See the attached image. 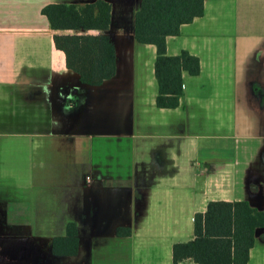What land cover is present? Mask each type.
<instances>
[{
	"label": "crops",
	"instance_id": "0c3cea01",
	"mask_svg": "<svg viewBox=\"0 0 264 264\" xmlns=\"http://www.w3.org/2000/svg\"><path fill=\"white\" fill-rule=\"evenodd\" d=\"M57 1L67 0H0V223L34 229L27 215L33 161L18 174L8 171L14 145L29 157L34 147L57 148L53 161L73 166L69 173L61 166L59 174L66 191L58 203L67 206L40 226L51 243L69 222L79 235L76 254L57 255L80 264H96L100 252L103 259L128 253L105 264H191L174 262L173 245L193 238L196 212L210 200L253 204L248 176L264 179V0H205L202 16L168 36L170 54L188 49L201 61L199 74L184 72L176 107L157 105L156 46L134 38L140 0H109V29L63 30L108 33L115 42L116 74L99 85L83 83L55 45L56 30L42 8ZM119 12L126 28L116 24ZM97 105L109 107L115 121L131 107V120L125 113L126 121L112 123L105 113L101 121ZM102 135L119 139L96 143ZM46 172L40 195L49 192ZM119 227H130L131 235H118ZM248 264H264V235Z\"/></svg>",
	"mask_w": 264,
	"mask_h": 264
},
{
	"label": "trees",
	"instance_id": "16d2710c",
	"mask_svg": "<svg viewBox=\"0 0 264 264\" xmlns=\"http://www.w3.org/2000/svg\"><path fill=\"white\" fill-rule=\"evenodd\" d=\"M205 11V0H142L132 25L136 41L156 46L154 64L158 83L159 107H176L184 94V72H201L200 57L188 49L168 52L167 39L181 33L183 24L192 22ZM43 14L56 30L54 41L66 55L67 67L76 71L82 82L99 85L117 71L116 44L108 33L63 32L73 29L111 27L113 5L107 0L50 2ZM264 226V209L250 200H210L205 211L194 219V236L173 245V260H192L198 264H248L256 242L257 227ZM118 235H131L130 227H119ZM53 251L74 255L79 247L78 228L69 222L63 234L52 238Z\"/></svg>",
	"mask_w": 264,
	"mask_h": 264
},
{
	"label": "rangeland",
	"instance_id": "374dc122",
	"mask_svg": "<svg viewBox=\"0 0 264 264\" xmlns=\"http://www.w3.org/2000/svg\"><path fill=\"white\" fill-rule=\"evenodd\" d=\"M147 53V51H146ZM145 50H144V54ZM105 108V109H104ZM94 111L95 114L97 115V117L102 121L105 117V113L106 114H110L109 111V107H104V106H100L98 107L95 106L94 107ZM126 110H124V112L120 115L117 119V121H115V115L114 113L111 115L112 118V123H118L120 124L121 121H126L127 119L124 118L125 117V113H129L128 116L130 118V116L132 117V109L131 107L128 108V106L125 108ZM124 118V119H123ZM131 120V118H130ZM68 124V122L65 123V125L63 124L62 126H66ZM39 128H46L45 130H50L53 128L52 125L49 126H39ZM58 129H61V126H57ZM102 129L105 130H111L109 127H105L103 126ZM115 127L112 129L114 130ZM104 135L102 136H97V138L95 139L96 143L101 144V140L102 139H106L109 141H115L117 139H119L118 137L116 138H112V137H104L102 138ZM12 139V138H9ZM8 141L10 142L11 140ZM42 141L41 138L36 137L35 141L33 144H39ZM12 142V141H11ZM14 144V142H13ZM21 146H19V144H17L16 147V153H15V145H14V153L12 154L11 152L9 153V155L7 156V162H6V167L8 169V171H14L15 173L18 174L19 170L21 167L24 166H28L30 164V160L31 162L33 161L32 164V170H31V175L33 174L34 177V188L32 189L31 193L28 195L27 199H32V205H30V208H28L29 210L27 211V215L29 217L30 222L32 223V226H34V229L31 230L33 236L36 237H42V238H46V235L48 233L46 231V227H42L40 226V223L47 225V223L50 219L48 218L49 214L50 216L53 214L58 215V210H62L64 211V208L67 206V202H66V198L62 195V198H65V202L63 203V205H61V203H58V199L60 197V193L63 192L64 190L66 191V189L61 188V185L58 184L60 182V169H62V167H64L65 172H71L73 171V166H70V168H68L69 164L68 162L63 163L62 161H58L57 157L54 159L56 161H53L52 155L53 153H56L58 151L57 148H51V153L50 152H46L45 149H42L41 147H34V149H32V152L30 154V157L27 155L25 156L24 153V148L23 150H21ZM8 151H12V148H8ZM59 152V151H58ZM63 163V164H62ZM62 166V167H61ZM46 171H49V178H48V183H49V192L46 193V195H40V191L43 188L42 185V181L44 182L46 180L47 177V173ZM28 169H27V175H28ZM44 177V178H43ZM43 178V179H42ZM64 178V176H63ZM69 192V191H68ZM59 193V194H58ZM66 197H69V193H67ZM49 219V220H48ZM39 228H38V227ZM48 229V228H47ZM46 234V235H45ZM119 246L116 247V250H119ZM122 247V246H121ZM102 252H100L97 256V261L96 264H105L106 262H117V260H120L121 258H123L125 255H128V253H125L123 255L117 254V252H115L114 255H111L110 257L106 258H101ZM120 256V257H119ZM119 258V259H118ZM191 264H197L194 262H191Z\"/></svg>",
	"mask_w": 264,
	"mask_h": 264
},
{
	"label": "water",
	"instance_id": "95a60500",
	"mask_svg": "<svg viewBox=\"0 0 264 264\" xmlns=\"http://www.w3.org/2000/svg\"><path fill=\"white\" fill-rule=\"evenodd\" d=\"M112 39V38H111ZM84 83V82H83ZM262 175L249 174L247 187L253 205L261 208L264 198ZM264 235V226L256 228L255 236ZM0 264H80L53 251V243L47 238L33 236L31 231L22 232L19 228H8L0 223Z\"/></svg>",
	"mask_w": 264,
	"mask_h": 264
},
{
	"label": "flooded vegetation",
	"instance_id": "af4514ba",
	"mask_svg": "<svg viewBox=\"0 0 264 264\" xmlns=\"http://www.w3.org/2000/svg\"><path fill=\"white\" fill-rule=\"evenodd\" d=\"M73 1V0H72ZM93 1H96V0H93ZM107 1H109V0H107ZM136 1V0H135ZM141 1L142 0H140V2H139V4H141ZM77 2H80V3H82V2H90V1H77ZM109 2H111V1H109ZM112 3V2H111ZM113 5V4H112ZM113 13H114V8H113ZM117 17V21H116V24L117 25H119L120 27H122V28H126V26L128 25V19L121 13V12H119L118 13V15H116Z\"/></svg>",
	"mask_w": 264,
	"mask_h": 264
},
{
	"label": "built area",
	"instance_id": "2783aa9c",
	"mask_svg": "<svg viewBox=\"0 0 264 264\" xmlns=\"http://www.w3.org/2000/svg\"><path fill=\"white\" fill-rule=\"evenodd\" d=\"M86 179H87L88 181H91V180H92V176H91V175H87Z\"/></svg>",
	"mask_w": 264,
	"mask_h": 264
}]
</instances>
